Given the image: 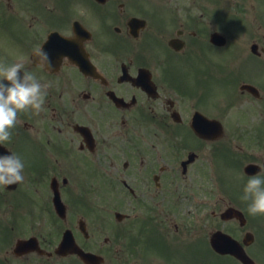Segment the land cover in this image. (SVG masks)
I'll use <instances>...</instances> for the list:
<instances>
[{
    "label": "flooded vegetation",
    "instance_id": "flooded-vegetation-1",
    "mask_svg": "<svg viewBox=\"0 0 264 264\" xmlns=\"http://www.w3.org/2000/svg\"><path fill=\"white\" fill-rule=\"evenodd\" d=\"M0 30L22 70L51 83L43 111L19 113L0 144L25 165L23 183L0 186V264H86L79 251L103 264H264V215L236 196L264 168V118L201 137L195 114H212L172 80L195 79L205 97L229 78L222 105H264V0H0ZM38 47L51 72L33 64ZM228 148L238 192L220 170ZM67 232L77 247L64 255Z\"/></svg>",
    "mask_w": 264,
    "mask_h": 264
},
{
    "label": "clouds",
    "instance_id": "clouds-1",
    "mask_svg": "<svg viewBox=\"0 0 264 264\" xmlns=\"http://www.w3.org/2000/svg\"><path fill=\"white\" fill-rule=\"evenodd\" d=\"M68 59L62 57V65ZM33 64L52 71L48 54L42 48L35 49ZM22 69V63H0V144L11 139L10 130L16 126L19 113L33 111L38 115L43 111L46 90L51 87L50 82L41 84L32 72ZM24 167L22 159L14 153L0 156V186L23 183ZM240 198L247 202L250 215H264V168L247 178Z\"/></svg>",
    "mask_w": 264,
    "mask_h": 264
},
{
    "label": "rangeland",
    "instance_id": "rangeland-1",
    "mask_svg": "<svg viewBox=\"0 0 264 264\" xmlns=\"http://www.w3.org/2000/svg\"><path fill=\"white\" fill-rule=\"evenodd\" d=\"M25 36L27 37L28 35L25 34ZM0 41L2 40L0 39ZM7 48L9 49L10 47H7ZM172 74H173L172 80L176 83V85L181 90L185 91L188 94V98L191 96L195 100H198L200 103L199 105H201L202 109L208 112V114H214L213 116L215 117H217V114H219L221 116H218V117L221 118L223 115L226 114L227 110L224 112V109L230 107V115L232 114V120H233L230 123L231 126L233 127L231 132L234 133L235 135L239 133V130H238L239 129L238 124H240L239 118L244 117L252 121V122L247 121L245 125L253 124L254 118H259L261 120H263L264 118V107H260L258 105H244L241 108H240V105H222L226 100L232 101V99H229L228 97L230 94L229 83H227L229 78L228 79L212 78L211 84L208 82L207 84L208 87L206 89V92L208 91L209 94L206 95L205 97H201L199 93L201 89H204V85L200 89L199 87L200 83H194L193 82L194 80H189L188 78L183 77L181 74H176L175 71H172ZM204 84H205V80H204ZM219 100H224V101L220 102ZM239 112L243 114L241 117L239 116ZM262 130H264V126L262 127ZM231 132L229 133L230 136H231ZM230 141L231 140L224 141V143H232ZM219 157H220L219 158L220 159L219 160L220 170H221V173L223 174V178L226 182L227 188L234 189L238 192L241 186V183L239 182L238 176L236 173L237 168H233L232 170L230 169V159L225 150L219 151ZM84 178H85V175H84ZM241 193H243V191L240 192V194L236 193V196L238 198L241 197L243 195ZM242 202H245V201H242ZM173 253L175 254V251H173Z\"/></svg>",
    "mask_w": 264,
    "mask_h": 264
}]
</instances>
